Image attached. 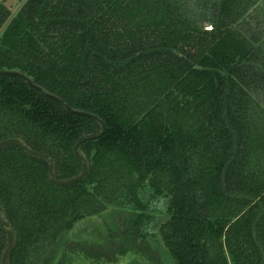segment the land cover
<instances>
[{
    "label": "trees",
    "instance_id": "obj_1",
    "mask_svg": "<svg viewBox=\"0 0 264 264\" xmlns=\"http://www.w3.org/2000/svg\"><path fill=\"white\" fill-rule=\"evenodd\" d=\"M6 22L0 70L105 125L99 135L96 120L0 75V140L48 154L65 179L87 137L88 172L66 185L45 159L0 147L8 264H40L60 233L108 208L109 259L151 261L158 225L175 264H264V0H25L14 16L0 3ZM155 196L167 200L159 224ZM5 243L0 223V255Z\"/></svg>",
    "mask_w": 264,
    "mask_h": 264
},
{
    "label": "rangeland",
    "instance_id": "obj_2",
    "mask_svg": "<svg viewBox=\"0 0 264 264\" xmlns=\"http://www.w3.org/2000/svg\"><path fill=\"white\" fill-rule=\"evenodd\" d=\"M24 2L25 0H0V3L10 9L11 16L17 13ZM6 25L7 22L0 29V35ZM207 28L209 27L207 26ZM148 191H151V189H148ZM155 197V201H157L156 207L162 209L160 212H153L159 224L167 217L164 213L167 200ZM111 223L110 208L100 214L77 221L70 229L60 233L50 246V250L48 249L46 254L43 255L40 264H175V260L169 250L163 245L158 232V225H152L148 228L153 232L148 237L147 243L151 253V257L148 258H153L151 261L134 254H125L120 258L109 259L112 251L108 240V226Z\"/></svg>",
    "mask_w": 264,
    "mask_h": 264
},
{
    "label": "water",
    "instance_id": "obj_3",
    "mask_svg": "<svg viewBox=\"0 0 264 264\" xmlns=\"http://www.w3.org/2000/svg\"><path fill=\"white\" fill-rule=\"evenodd\" d=\"M0 75H11V76H17V77L22 78L32 88L38 90L39 92H41L43 95L47 96L48 98L55 100V101L59 102L60 104H62L63 107L67 111L78 114V115L86 116V117H89V118L96 120L102 127L99 135H101L105 131V125H104L103 121L98 116H96L95 114L90 113V112L73 109L65 100H63L62 98H60L54 94H51L50 92L46 91L45 89H43L39 85L35 84L27 75H25L19 71H16V70H0ZM86 139H87V137L83 138L82 140H79L74 145L75 154L78 157V159L82 165L81 172L79 174H77L76 176H73L70 178H65V179H56L53 177L54 162L48 154L42 153V152H39L37 150L30 148L22 139H20L18 137H9V138L0 140V147L5 146L7 144H16L26 154H28L30 156L45 159L47 161V164H48L47 176H48V179L50 180V182H52L56 185H66V184L74 183V182H77V181L83 179L88 172V162L84 158V156H82L78 152V146L80 145V143H82ZM0 223L3 227L4 233H5V238H6L5 247L2 250L1 255H0V264H8L9 254L14 247L15 237H14V232L11 228L10 223H9V220L7 218V215H6L4 209L1 205H0Z\"/></svg>",
    "mask_w": 264,
    "mask_h": 264
}]
</instances>
